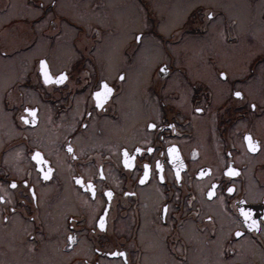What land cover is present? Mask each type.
Listing matches in <instances>:
<instances>
[{
  "label": "flooded vegetation",
  "instance_id": "flooded-vegetation-1",
  "mask_svg": "<svg viewBox=\"0 0 264 264\" xmlns=\"http://www.w3.org/2000/svg\"><path fill=\"white\" fill-rule=\"evenodd\" d=\"M122 1L24 0L32 23L21 44V18H30L15 15L18 0H0V264H264V99L252 84L264 58L245 65L239 33L245 13L251 26L264 19V0H246L235 15L199 0L169 28L171 13L136 0L148 22L128 35L125 21L141 15ZM96 11L110 21L79 17ZM65 26L76 55L20 57L39 31L51 50ZM219 31L226 37L211 39ZM41 60L66 78L45 83ZM103 84L112 91L98 106ZM26 108L37 110L36 123ZM37 151L46 164L32 159Z\"/></svg>",
  "mask_w": 264,
  "mask_h": 264
},
{
  "label": "rangeland",
  "instance_id": "rangeland-1",
  "mask_svg": "<svg viewBox=\"0 0 264 264\" xmlns=\"http://www.w3.org/2000/svg\"><path fill=\"white\" fill-rule=\"evenodd\" d=\"M19 1V5L18 8L20 10L19 14H15V15H21V16H27L30 19L27 18H21V30H20V37L19 40L21 41V44L26 42L29 38L26 29L31 25L32 23V3H25L24 0H18ZM119 0H115V3H117ZM127 1V5L136 8L135 11H138L141 15V19L139 18V21H137L135 19V17L131 14L127 20L125 21L127 24L124 26L126 27V35H128L130 33V31L132 29H136V28H144L147 25V20L144 14V10L142 9V7L137 3L136 0H126ZM130 1V3H128ZM199 0H148V4L146 3V5L150 8L153 6L158 7L160 12H165V13H171L168 14V17L165 21V23H168L166 25V28H169L170 26L179 23L180 20L182 19V17H184V13L187 11V9L193 5L194 3H196ZM206 1L207 3H216L219 4V6H223L226 9H228L229 13L231 15H235L236 14V9H243V6L247 9L248 3L246 2V0H203ZM108 2L110 3L109 5H111V0H108ZM124 2V0L122 1ZM17 7H14V9ZM233 8H236L235 10H232ZM177 9H182L183 10V15H181L180 17H177V15L175 14V10ZM16 10V9H15ZM244 10V9H243ZM247 11V10H246ZM103 11H96L95 14L93 13H89V12H85L84 14L79 15V17L81 19H83V21H88V19H97L98 21L101 22H109L111 15L110 13L108 14H102ZM243 13V12H242ZM37 14V13H34ZM238 16L240 15L239 13L237 14ZM112 17L114 21H117L119 19H125V15H116L114 12H112ZM256 17V16H255ZM254 17V18H255ZM249 16L247 15V13H245L243 15V23L240 26V30L239 33L241 34L242 39L245 41V49L243 50V58L244 60V64L246 65V63L248 62V60L251 58V56H253L255 53L259 52V59L264 58V19L261 20H257V23H254L253 25V20L250 21L249 20ZM253 19V16H252ZM258 19V16H257ZM169 20V21H168ZM113 21V22H114ZM256 21V20H255ZM245 22V24H244ZM248 23V26H245L246 23ZM259 22V23H258ZM252 23V24H251ZM251 24V25H250ZM165 25V24H164ZM250 25V26H249ZM219 33V35H218ZM60 36H59V40L58 43L54 44V46H52V49L48 50V46H47V39L42 36L44 35L43 32L39 31V40L36 43V46L32 48V53L30 52V50H27L26 52L21 51L20 52V57H23V59L26 61L27 58H29V56H33V55H38V54H43V53H50L52 51V54L56 55L58 57V59L60 60H67L69 56L71 55H76L77 54V49H75L74 46H72L70 44V38L71 36L74 34V30L71 29L70 27L65 26V30L60 32ZM228 39L230 38H236L234 36V34L229 31L228 33ZM254 36H253V35ZM217 35V36H216ZM225 35L222 33V31H219L217 33H215L211 39H220L222 40L223 37ZM226 37V36H225ZM105 40H108V35L105 37ZM105 43V42H104ZM107 43V41H106ZM210 48H212V50H215V48L213 46H211ZM158 49L160 50L159 46ZM235 51L230 50L229 52H227L226 50L223 52L224 54H226V56H232L236 53H234ZM260 64L258 66L261 67L260 71H261V75L259 78L255 79V81L252 82V84H255V87L257 89L258 92V99L260 101H263L264 99V59L262 61L259 62ZM197 66H200L199 63H196ZM258 66L255 68L258 70ZM247 68V66H246ZM252 84L249 85V89L251 88ZM262 123L264 124V118H262ZM24 235V231L20 232V236ZM12 245H14V247H17L20 251L24 250V247L20 245V242L17 243H13ZM12 252L15 253L14 250H12ZM14 256V259H16L17 261H15L16 263L20 262L21 260V255L20 254H15L12 255Z\"/></svg>",
  "mask_w": 264,
  "mask_h": 264
},
{
  "label": "snow or ice",
  "instance_id": "snow-or-ice-1",
  "mask_svg": "<svg viewBox=\"0 0 264 264\" xmlns=\"http://www.w3.org/2000/svg\"><path fill=\"white\" fill-rule=\"evenodd\" d=\"M208 16H209V18H211L212 13H209ZM137 39H139V37H137ZM161 71H162V72H163V71H166V69L162 68ZM40 72L43 74V78H44V82H45V83H49V82H52V81L54 80L55 83L59 84V83H61V82L66 78L64 73H61L58 77H55V78L52 77V76L50 75V73H49V70H48V67H47V63H46V61H44V60H41V61H40ZM223 75H225V74H224V73H221V76H223ZM102 88H103V91H102V92H101V91H97V92H95V93L93 94V95L95 96V98H96V103H97L98 106L103 102L104 99L107 98V95L112 91V89H110V88L108 87L107 84H103V85H102ZM235 95H236V96H240L241 93L237 92V93H235ZM24 111H25L26 113H29V114L31 115V122H32V123H36V113H37V110H36V109H29V108H26ZM197 111H200V109H197ZM21 119L24 120L26 123L29 122V117H28V116H22ZM149 127H154V125H149ZM244 139L248 142V148H249L251 151L255 152V151L257 150L258 145H257L256 143H253L251 136H250V135H245ZM67 150H68V152H70V153L73 151L71 145H68V149H67ZM136 151L139 152V151H141V150H140L139 148H137ZM149 151H151V149H149ZM174 151H175L174 148H170V149H169V152H170V153H172V152H174ZM124 155H125V157H128L129 154H128L127 150L124 151ZM32 159L35 160V161L37 162V165H38V166H42V165H44V164L47 163V161H45V160L43 159V157H42V155H41V153H40L39 151H37V152H35V153L33 154ZM124 163H125V165H126L127 167H132V164L130 163L129 159L126 158L125 161H124ZM144 167H145V174H144V177L141 178V183H143L144 178H146L147 175H148V165H145ZM157 167H158V168L160 167V164H159V163H157ZM40 170L43 172V167H40ZM51 171H52L51 168H49V169L47 170V172H44V173H43L45 179L48 178V175H49V173H50ZM203 174H204L203 172L200 173V175H203ZM227 174H228V175H235V174H236V171H235V169L229 167V168L227 169ZM76 183H77V184H81V183H83V181H82L81 179H77ZM15 186H16V185H15V182H13V183H12V187H15ZM87 187H88L89 189H93L94 186H93L91 183H89V184L87 185ZM213 187H215V186H213ZM228 191H229V192H232L233 189H232V188H229ZM106 195L109 196V197H111L112 193L109 191V192L106 193ZM208 195H209V196H212L213 193L210 191V192L208 193ZM166 207H167V206H165V209H166ZM105 211H107V210H105ZM239 212H240V215L244 217V221H245V223H248V221H251V223L249 224V227H251V228H256V227L258 226V221L255 220V219H252V211H251V209H245V208L241 207V208L239 209ZM104 226H105V225H104V217L101 216V217H100V222H99V227H100L101 229H103ZM235 235H236V236H240L241 233H240L239 231H237V232L235 233ZM74 239H75V237H73V236H69V237H68V240H69V241H72V240H74ZM110 254L113 255V256H124V255H125L123 252H119V251H117V252H112V253H110Z\"/></svg>",
  "mask_w": 264,
  "mask_h": 264
}]
</instances>
